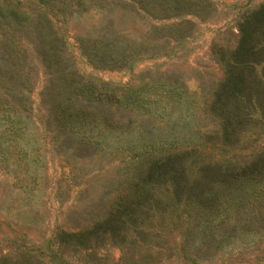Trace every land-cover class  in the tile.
I'll list each match as a JSON object with an SVG mask.
<instances>
[{"label": "rangeland", "instance_id": "rangeland-1", "mask_svg": "<svg viewBox=\"0 0 264 264\" xmlns=\"http://www.w3.org/2000/svg\"><path fill=\"white\" fill-rule=\"evenodd\" d=\"M143 1L0 0V10H20L23 15L0 25L1 72L19 78L10 45L14 39L27 58L23 67L33 66L34 81L32 90L23 93L30 108L19 104L20 94L0 87V96L6 91L9 98L8 107L0 108V264H123L124 254L149 264H184L173 239L179 243L180 231L190 226L197 231L191 246L202 243V207L212 203L186 206L181 200L174 205L169 190L159 202L167 223L161 245L107 243L96 248L98 259L91 261L62 252L54 238L57 226L77 230L102 217L126 188L130 174L145 167L140 161L150 152V142L155 148L172 141L175 150L193 144L200 151L211 150L206 139L212 141L209 136L217 125L208 99L223 74L212 46H233L238 17L261 0H151L153 9L170 12L173 4L200 2L208 9L204 18L186 10L158 15ZM175 23H180L184 37H174L179 31ZM112 40L108 51L114 54L122 47L139 53L124 67L93 65L84 48H104ZM37 44L54 45L63 62L46 67ZM11 64L16 67L12 71ZM62 68L72 73L59 78ZM73 80L86 82L85 88L94 84L93 95L74 89ZM144 80H166L185 89L172 97L162 87L144 92L145 110L121 94L126 86ZM69 92L78 119L49 127L44 115L51 106L50 93L67 100ZM186 210L191 212L187 216ZM220 215L212 216L207 227L208 234H214L207 238L215 254L209 259L205 253L203 264H264V201L249 215L238 217L231 209L226 220L235 228L233 236L218 240ZM174 216L176 224H168Z\"/></svg>", "mask_w": 264, "mask_h": 264}, {"label": "trees", "instance_id": "trees-1", "mask_svg": "<svg viewBox=\"0 0 264 264\" xmlns=\"http://www.w3.org/2000/svg\"><path fill=\"white\" fill-rule=\"evenodd\" d=\"M200 4L195 1L186 5L173 4L169 7L170 12L167 8L153 9L151 0L142 2L143 6L158 15L170 16L172 13L175 15L186 10L204 18L208 14L203 10L208 9ZM11 18L20 20L23 15L20 10H0V25ZM187 23L190 24L191 21L187 19ZM175 24L178 31L180 23ZM237 28L238 35L233 46L218 42L212 46L214 56L222 65L223 74L211 87L208 99V109L217 125V130L209 136L212 141L206 139L211 150L200 151L194 144L175 150L172 148V141L159 144L158 148H155L150 142V152L140 161L141 164L144 160L145 167L130 174L126 188L111 200L102 217L77 230L57 226L54 238L62 252L80 255L83 257L81 259L93 261L98 259L96 248L107 243H129L131 246L140 243L150 247L161 245L160 243L165 241L167 223L164 222L159 202L164 198V191L169 190L170 202L174 205L179 204L181 200H184L186 206L194 202L212 203L209 208L202 207L203 218L199 222L202 223L204 234L199 246H191V239L197 231L190 226L180 231L183 237L179 243L173 239L184 264H203L207 259L205 253H209V259L215 254V250L211 248L212 242L207 238L214 236L207 231V227L212 225V216L222 214L219 225L223 228H218L219 232H222L218 239L221 240L223 237L233 236L234 233L235 228L226 220L231 209L240 217L249 215L252 208L260 207L264 201V0L244 9L237 19ZM184 34V30H179L174 37L182 38ZM114 43L112 40L104 48L97 45L84 48V53L93 65L114 68L126 66L127 62L139 53L122 47L114 54L108 51ZM11 44L15 50L16 59L13 62L19 78L4 76L0 68V87L20 94L19 104L23 108H30L32 106L26 104L23 93L30 92L33 88V66L28 65L25 69V52L18 48L14 39H10ZM54 47L44 44L35 46L46 67H51L54 62L58 65L63 62L62 56ZM15 68L13 64L9 65L11 71ZM67 73L72 71L62 68L58 77H65ZM73 85L76 90L85 89L88 96L94 93V84L87 83L85 88L86 82L75 80ZM159 87L170 97L185 89L176 83L170 82L168 85L166 80H144L138 85L126 86L121 94L124 98L131 99L129 101L133 104L148 110V99H144L143 93ZM50 90L53 91V88ZM114 93L116 91L113 89L112 94ZM70 97L71 92L69 99L58 100L50 93L51 106L45 108L48 111L44 115L46 125L63 127L78 119L80 113L73 110ZM8 102L5 91L3 96H0V108H7ZM9 121L12 122L13 119L9 118ZM165 183L167 185H160ZM184 212L186 216L191 213L187 210ZM175 219L176 216L172 218V222L168 221V224H176ZM82 249L91 250L82 252ZM122 262L149 264L142 257L137 258L129 254L123 255Z\"/></svg>", "mask_w": 264, "mask_h": 264}]
</instances>
